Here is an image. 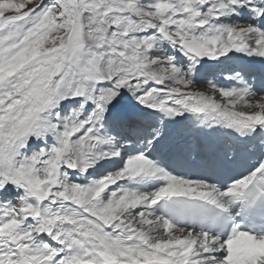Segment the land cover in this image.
I'll return each instance as SVG.
<instances>
[{"label":"snow or ice","instance_id":"snow-or-ice-1","mask_svg":"<svg viewBox=\"0 0 264 264\" xmlns=\"http://www.w3.org/2000/svg\"><path fill=\"white\" fill-rule=\"evenodd\" d=\"M0 264H264V0H0Z\"/></svg>","mask_w":264,"mask_h":264}]
</instances>
